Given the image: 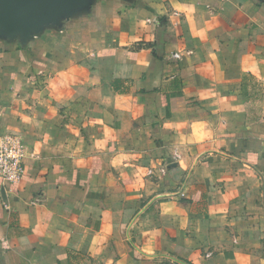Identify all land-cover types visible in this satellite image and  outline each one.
<instances>
[{"label": "crops", "instance_id": "obj_1", "mask_svg": "<svg viewBox=\"0 0 264 264\" xmlns=\"http://www.w3.org/2000/svg\"><path fill=\"white\" fill-rule=\"evenodd\" d=\"M0 264H264V0H96L0 38Z\"/></svg>", "mask_w": 264, "mask_h": 264}, {"label": "water", "instance_id": "obj_2", "mask_svg": "<svg viewBox=\"0 0 264 264\" xmlns=\"http://www.w3.org/2000/svg\"><path fill=\"white\" fill-rule=\"evenodd\" d=\"M96 0H0V38L26 43L46 28L88 12Z\"/></svg>", "mask_w": 264, "mask_h": 264}, {"label": "built area", "instance_id": "obj_3", "mask_svg": "<svg viewBox=\"0 0 264 264\" xmlns=\"http://www.w3.org/2000/svg\"><path fill=\"white\" fill-rule=\"evenodd\" d=\"M25 147L15 133L0 134V180L3 184L16 185L25 175Z\"/></svg>", "mask_w": 264, "mask_h": 264}]
</instances>
